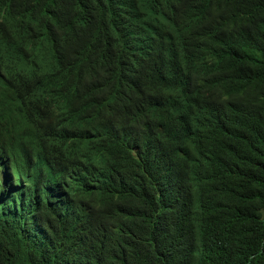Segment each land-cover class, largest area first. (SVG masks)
Wrapping results in <instances>:
<instances>
[{
	"label": "trees",
	"instance_id": "obj_1",
	"mask_svg": "<svg viewBox=\"0 0 264 264\" xmlns=\"http://www.w3.org/2000/svg\"><path fill=\"white\" fill-rule=\"evenodd\" d=\"M0 38L92 93L0 193V264H264V0H0ZM55 194L82 211L42 209Z\"/></svg>",
	"mask_w": 264,
	"mask_h": 264
},
{
	"label": "clouds",
	"instance_id": "obj_2",
	"mask_svg": "<svg viewBox=\"0 0 264 264\" xmlns=\"http://www.w3.org/2000/svg\"><path fill=\"white\" fill-rule=\"evenodd\" d=\"M4 40L0 38V42ZM36 69L42 74L70 78L73 64L66 56L45 49L0 47V95L11 94L7 115L0 118V193L38 159L44 136H59L63 142L74 137L76 130L71 124L82 116L84 105L92 96L79 82L63 89L48 80L32 79L30 74ZM67 89L73 97L66 94ZM63 132L68 136H63ZM42 209L50 213L63 209L66 213L62 216L69 217L82 211L77 202L61 194L49 197ZM96 226L90 209L78 241H89ZM29 234L30 240L41 237L38 230Z\"/></svg>",
	"mask_w": 264,
	"mask_h": 264
},
{
	"label": "bare ground",
	"instance_id": "obj_3",
	"mask_svg": "<svg viewBox=\"0 0 264 264\" xmlns=\"http://www.w3.org/2000/svg\"><path fill=\"white\" fill-rule=\"evenodd\" d=\"M76 16H77V15H76ZM76 16H75V19L77 18ZM80 16H81V15H80ZM78 17H79V16H78ZM80 18H81V17H80ZM69 20H70V19H69ZM62 22H63V21H62ZM62 24H63V23H62ZM60 26H61V25H60ZM62 27H63V26H62ZM62 27H61V28H62ZM58 28H59V26H58ZM67 47H69V46H67ZM162 60H163V59H162ZM102 61H103V60H102ZM159 62H160V61H159ZM107 63H108V62H107ZM103 65H104V63H103ZM100 67H101V66H100ZM104 69H105V68H103V71H104ZM10 101H11V100H10ZM139 109H140V108H139ZM133 110H134V109H132L131 111H133ZM135 110H136V109H135ZM137 110H138V109H137ZM127 111H128V110H127ZM132 113H133V112H132ZM125 115H126V114H125ZM132 130H133V129H132ZM132 130H131V131H132ZM58 152H59V151H58ZM58 152H57V153H58ZM67 159H69V158L67 157ZM67 159H66V160H67ZM60 160H62V159H60ZM57 162H58V161H57ZM60 162H61V161H60ZM58 164H59V163H58ZM60 165H61V164H60ZM27 168H28V167H27ZM27 170H28V169H27ZM27 170H26V171H27ZM33 171H34V169H33ZM33 171H32V172H33ZM36 171H38V170H36ZM28 172H29V171H28ZM29 173H31V170H30ZM36 173H37V172H36ZM25 174H26V173H25ZM23 175H24V174H23ZM27 176H28V175H27ZM42 176H43V175H42ZM43 177H44V176H43ZM25 178H26V177H25ZM25 178H24V179H25ZM37 178H38V177H37ZM37 178H36V179H37ZM44 178H45V177H44ZM29 179H30V178H29ZM33 179H34V178H33ZM42 179H43V178H42ZM48 179H49V178H48ZM34 180H35V179H34ZM39 180H40V179H39ZM44 180H45V179H43V181H44ZM68 181H69V180H68ZM68 181H67V182H68ZM35 182H36V181H35ZM35 182H34V183H35ZM51 182H52V181H51ZM43 183H44V182H43ZM48 183H49V182H48V180H47V184H48ZM70 183H71V181H70ZM50 184H51V183H50ZM71 184H72V183H71ZM36 186H37V185H36ZM40 187H41V186H40ZM42 187H43V186H42ZM42 187H41V189H42ZM46 187H47V186H46ZM45 189H46V188H45ZM50 189H51V188H50Z\"/></svg>",
	"mask_w": 264,
	"mask_h": 264
}]
</instances>
